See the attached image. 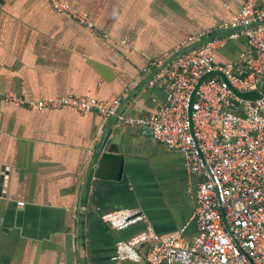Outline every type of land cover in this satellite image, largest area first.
Returning a JSON list of instances; mask_svg holds the SVG:
<instances>
[{"label":"crops","instance_id":"crops-1","mask_svg":"<svg viewBox=\"0 0 264 264\" xmlns=\"http://www.w3.org/2000/svg\"><path fill=\"white\" fill-rule=\"evenodd\" d=\"M60 1L92 27L52 0H0V264H66L68 233L74 264H147L114 261L115 243L146 226L163 236L196 231L197 177L183 155L139 125L68 105L39 110L5 94L119 98L126 116L148 115L165 100L162 87L147 86L149 61L214 33L244 0ZM242 45L228 41L216 60L235 59ZM124 208L144 219L124 230L100 219Z\"/></svg>","mask_w":264,"mask_h":264},{"label":"built area","instance_id":"built-area-1","mask_svg":"<svg viewBox=\"0 0 264 264\" xmlns=\"http://www.w3.org/2000/svg\"><path fill=\"white\" fill-rule=\"evenodd\" d=\"M52 3L92 27L85 14L71 11L60 0ZM209 33L190 37L191 45L172 56L149 61L154 71L147 86L162 87L165 100L148 115L126 116L119 98L109 103L68 94L41 100L5 94L39 110L68 105L80 113L95 111L105 119L139 125L183 155L187 175L197 177L196 231L187 236L182 227L163 236L146 226L116 241L114 261L264 264V7L258 0H244L230 20ZM239 39L243 45L235 59L216 60V50ZM100 219L122 230L142 221L144 214L124 208L103 213Z\"/></svg>","mask_w":264,"mask_h":264},{"label":"water","instance_id":"water-1","mask_svg":"<svg viewBox=\"0 0 264 264\" xmlns=\"http://www.w3.org/2000/svg\"><path fill=\"white\" fill-rule=\"evenodd\" d=\"M124 229H126V228H124ZM124 229H122V230H124ZM138 232H136V233H138ZM136 233H134V234H136ZM134 234L130 235L129 237L133 236ZM129 237H127V238H129ZM127 238H124V239H127ZM64 241H65L64 250H65L66 264H74V251H73V237H72V235L70 233L66 234L64 236Z\"/></svg>","mask_w":264,"mask_h":264},{"label":"trees","instance_id":"trees-1","mask_svg":"<svg viewBox=\"0 0 264 264\" xmlns=\"http://www.w3.org/2000/svg\"><path fill=\"white\" fill-rule=\"evenodd\" d=\"M245 96H249V95H245Z\"/></svg>","mask_w":264,"mask_h":264}]
</instances>
